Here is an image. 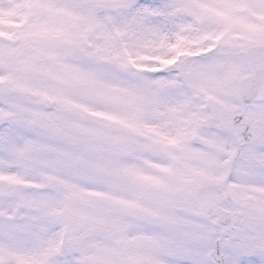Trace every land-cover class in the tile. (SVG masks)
<instances>
[{
  "label": "snow or ice",
  "instance_id": "obj_1",
  "mask_svg": "<svg viewBox=\"0 0 264 264\" xmlns=\"http://www.w3.org/2000/svg\"><path fill=\"white\" fill-rule=\"evenodd\" d=\"M0 264H264V0H0Z\"/></svg>",
  "mask_w": 264,
  "mask_h": 264
}]
</instances>
